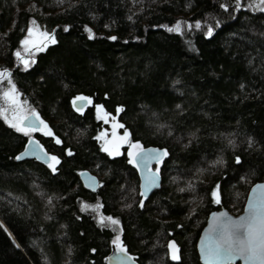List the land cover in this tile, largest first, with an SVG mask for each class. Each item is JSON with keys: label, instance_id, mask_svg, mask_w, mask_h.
Returning a JSON list of instances; mask_svg holds the SVG:
<instances>
[{"label": "trees", "instance_id": "trees-1", "mask_svg": "<svg viewBox=\"0 0 264 264\" xmlns=\"http://www.w3.org/2000/svg\"><path fill=\"white\" fill-rule=\"evenodd\" d=\"M255 4L0 0V72L11 71L21 99L52 130L34 136L60 161L53 171L17 160L28 136L0 117V264H106L114 232L82 203L118 219L139 264H200L196 242L208 214H239L264 180V11ZM31 20L56 43L23 69L15 52ZM177 22L181 31H169ZM79 96L91 104L77 111ZM96 106L117 115L130 142L168 152L147 198L127 147L115 156L102 150ZM82 171L98 179L95 191ZM171 240L179 261L169 256Z\"/></svg>", "mask_w": 264, "mask_h": 264}, {"label": "snow or ice", "instance_id": "snow-or-ice-1", "mask_svg": "<svg viewBox=\"0 0 264 264\" xmlns=\"http://www.w3.org/2000/svg\"><path fill=\"white\" fill-rule=\"evenodd\" d=\"M262 2H264V0H262ZM237 7H239V0H237ZM257 7H259V5H257ZM260 11H264V8H260ZM189 27L192 26L189 25ZM200 27V22H196L195 28L199 29ZM86 30L89 33V39L94 38L92 30ZM168 30L180 32V22H177L174 28ZM27 31L29 37L34 35L32 28H29ZM206 34L208 37H211L213 35V29L209 27ZM39 36L42 37L39 42L32 39H25L23 41L25 52L30 51L29 45L34 47L36 51H42L43 48L39 46L40 43H43L44 47H47L48 42L52 44L56 43L55 36H50L48 32H40ZM111 39L115 40L116 37H111ZM16 56L21 60L25 68L29 67V61L24 59L19 51L16 52ZM4 80H7L10 85V91L3 92V100L14 106L13 111L15 114L13 115L12 120H9L7 115L8 109L0 108V116H3V118L9 122L11 127L15 128L18 132H23L25 135L34 131H44L45 135L52 136V130L42 120L39 121V125H36L34 122L25 123L28 118L19 114L21 108L19 96L16 92L15 84L12 83L11 73L7 70L0 72V86H2ZM85 99L87 98L77 97V100ZM88 103H91V100H88ZM80 110V108H77V111ZM33 115L36 114L33 112ZM101 118L103 119L104 117ZM38 119L39 117L37 116V120ZM113 127L122 128L123 125L114 124ZM112 135L115 137V140L109 141L108 144L110 147L105 146L103 150L112 155H120L119 148L121 144L128 142L129 134L125 131L123 136L117 137L115 132H113ZM56 143L59 144L61 141L57 139ZM130 148L132 151L129 152L131 157L129 163L135 164L139 167L140 162L143 161L145 170L147 171L142 192V195L146 197L147 193L152 188L159 186L157 182L159 169L156 170V173H153L147 166L152 160L161 161L163 157L168 155V152L166 150L160 152H145L139 143H132ZM28 152L37 156V158H40V155L35 148L29 149ZM69 155H71V153H69ZM16 159H22V156H17ZM49 159L51 163H49L48 166L55 171L56 165L59 164L60 161L56 156H51ZM237 162L239 163V158H237ZM212 195L215 197V203L220 204L219 186H217V190L214 191ZM141 206H143V201H141ZM83 207L87 208L89 206L84 205ZM246 211L247 215L240 217L238 220H232L231 218L222 219L221 217L227 216L225 213L213 217V224L208 229L206 240L203 242L201 248L205 261L209 262V264H220V262L235 264L237 260H243L245 264H264V189L261 190L260 195L249 201ZM105 219L113 225L119 223L118 220H114L112 217L105 218L103 216H101L100 222L103 224ZM113 244L116 246L118 252L126 253V249L123 246L120 236L115 238ZM169 248L171 249V259L173 261H179L181 257L178 254L179 249L176 243H170Z\"/></svg>", "mask_w": 264, "mask_h": 264}, {"label": "water", "instance_id": "water-1", "mask_svg": "<svg viewBox=\"0 0 264 264\" xmlns=\"http://www.w3.org/2000/svg\"><path fill=\"white\" fill-rule=\"evenodd\" d=\"M8 72L11 73L10 70H7ZM82 102L86 103V100H81ZM74 106L77 108L78 106L76 105V103H74ZM86 107V106H85ZM28 120L25 122L27 123H35L36 125H39V121L40 119L37 120V116L30 114L27 116ZM41 127V126H40ZM36 142V143H33ZM35 148L36 151L39 153L40 158H37V156L32 155L28 152L29 149ZM42 149V151H41ZM145 150V152H160V151H164L161 148L158 147H146L143 148ZM28 153V154H26ZM46 154V155H45ZM18 156H22V159L19 160H25V159H36L44 164H49L51 163L50 161V155L47 154L44 149L41 147V145L39 144L38 140L35 137H29L27 139V142L23 148V150L18 154ZM164 158V157H163ZM162 161V160H161ZM161 161H157V160H152L149 164H148V169L151 170V172L156 173V166L161 162ZM135 165V164H134ZM137 171H138V176H139V187H140V193L142 195L143 192V185L145 183V177L147 175V171L145 170L144 167V163L143 161L140 162L139 167L137 165H135ZM158 175V187H154L152 188L148 193L147 196H143L144 198H147L154 190L158 189L160 187V182H161V178L159 173ZM80 180L83 184V186L91 191H95L98 188V179L91 174L88 171H82L79 174ZM264 189V180L260 181V182H256L254 183L248 190L245 202H244V206L242 211L239 214H232L230 213L227 209L225 208H220V209H216L211 211L208 214V217L205 221V224L203 226V228L200 231L199 237L197 239L196 242V251H197V255H198V259L200 264H209V262L205 261V259L203 258V253L201 251L203 242L206 240V233L208 231V229L212 226L213 224V217L215 216H220L222 213L227 214L226 217H221L222 219H226V218H231L232 220H238L240 217L247 215V208H248V204L250 200L255 199L258 195H260L261 190ZM124 246V245H123ZM125 247V246H124ZM126 249V253H120L117 251L116 246L112 243L111 247H110V251L108 252V254L105 257V261L106 264H139L135 257ZM220 264H227V262H220ZM235 264H245V262L243 260H237L235 262Z\"/></svg>", "mask_w": 264, "mask_h": 264}, {"label": "rangeland", "instance_id": "rangeland-1", "mask_svg": "<svg viewBox=\"0 0 264 264\" xmlns=\"http://www.w3.org/2000/svg\"><path fill=\"white\" fill-rule=\"evenodd\" d=\"M255 5L256 6L259 5L260 8H264V2H262V0H256V4ZM29 28H32L33 29L34 35L32 37H29L28 36V31H27L25 37L20 42L21 45H20V48H19L18 51L21 53V55L23 56L24 59H26V60L29 61V67H30L32 65L33 61H35V54L38 51H36V49L34 47H32L31 45H29L30 51L29 52H25L24 51L25 46L23 44V41L25 39H32V40H36L37 42H39L42 39V37L39 36V33L40 32H48L50 36L53 35V34L50 31H46L43 28H41L39 26V24L35 20H31L30 21L28 29ZM50 44H52V43L48 42L47 43V46L50 45ZM39 46L41 48H43V50L46 48V47H44V44L43 43H40ZM15 55H16V52H15ZM18 61L22 65V68L25 69L23 63L21 62V60L19 58H18ZM29 67H27V68H29ZM2 84H3L2 85V89L0 91V108H7L8 109V112H7L8 118H9V120H12V117L15 114L14 111H13V107L14 106L8 104L6 101L3 100V92L4 91H10V85L8 84L7 80L3 81ZM17 94L19 96V103H20V106H21L20 111H19V114L22 115V116H24V117H27L28 115L33 114V112H34L36 114V116H38L37 113H36V111L33 110V109H31L27 105V103L21 99L20 94L18 92H17ZM79 97H84V96H79ZM85 98H87V99H85L86 100V103L82 102L81 100H77V98H76V99L73 100V105H74V103H76V105L78 106L77 108H80V109H83L85 106L90 105L91 103H88V100H90V99L88 97H85ZM95 113H96L97 119H99L102 122V124H103L101 130L99 131V133L97 135V139L99 140L100 146H101V148L103 150L105 146H109L110 147V145L108 144L109 141L115 140V137H113V135H112L113 132H115L116 133V136L119 137V136H123L124 131L121 129V127H116V128L113 127L114 124L120 125V123L117 120V115L108 114L100 106H96L95 107ZM0 117L4 120V122L7 125H9L11 127L10 123L8 121H6L3 118V116H0ZM101 117H104V118L102 119ZM21 133H23V132H21ZM36 133L44 134V131H38V132L37 131H34V132L29 133L27 136H28V138L29 137H32V136L35 137L34 135ZM131 144H132V142H130L129 141V138H128V142L127 143L121 144V146L119 148L120 153L122 152L123 147L126 146L127 147V154L129 155V152L132 151V149L130 148V145ZM106 153L109 154L110 156H115V155L110 154L109 152H106ZM84 205H87L89 207L85 208V207H83ZM81 207H82L83 210H87V211L92 212L93 215H94V217L96 218V221L100 225H104V226H107V227L111 228L113 230V232H114V240H115V238L117 236H120V234H121L120 222L118 224H116V225L111 224L107 219L104 220L103 224L100 222L101 216H103L105 218L111 217V216L105 215L101 211L100 204L82 203L81 204ZM113 219L114 220H118L116 218H113ZM172 242H174V241L171 240L168 243V249H169V256H170V258H171V249L169 248V244L172 243Z\"/></svg>", "mask_w": 264, "mask_h": 264}, {"label": "bare ground", "instance_id": "bare-ground-1", "mask_svg": "<svg viewBox=\"0 0 264 264\" xmlns=\"http://www.w3.org/2000/svg\"><path fill=\"white\" fill-rule=\"evenodd\" d=\"M38 132V131H37Z\"/></svg>", "mask_w": 264, "mask_h": 264}]
</instances>
